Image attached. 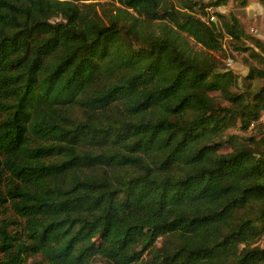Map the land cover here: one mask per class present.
<instances>
[{
	"label": "trees",
	"instance_id": "trees-1",
	"mask_svg": "<svg viewBox=\"0 0 264 264\" xmlns=\"http://www.w3.org/2000/svg\"><path fill=\"white\" fill-rule=\"evenodd\" d=\"M116 1L0 0V264H264V132L220 142L264 110L212 54L240 19Z\"/></svg>",
	"mask_w": 264,
	"mask_h": 264
},
{
	"label": "rangeland",
	"instance_id": "rangeland-1",
	"mask_svg": "<svg viewBox=\"0 0 264 264\" xmlns=\"http://www.w3.org/2000/svg\"><path fill=\"white\" fill-rule=\"evenodd\" d=\"M108 3L104 4L109 10H113L116 6L121 5L116 0H106ZM175 3L178 0H173ZM208 0H204L207 2ZM114 11V10H113ZM198 17L205 20L219 21L217 13H224L226 15L235 14L240 19L242 26L244 27L246 33L249 37L245 38L240 45L237 47L232 38L226 35L223 42V49L220 51H212V54L219 61V71H232L236 74V84L233 86L232 90L236 93H250V100H252L253 95L259 90H264V76L257 77L254 79L247 78L250 73L251 67H257L264 70V57H256L251 53V49L255 51H260L257 47L255 40L258 39L264 43V2L263 0H228L225 5L219 7L211 6L204 10H201L199 6H196L193 10ZM142 17V16H141ZM164 21V20H163ZM158 25H155L157 27ZM189 41V45L197 50H205L204 47L193 40L192 37L185 33L180 32ZM255 39V40H254ZM243 46L245 48H243ZM210 95L215 98V100L224 106H232L229 101L224 99L219 91H212ZM76 116H81L79 110L76 111ZM242 121L237 117L236 124L231 125L223 134L220 142L222 143L230 137L237 138L244 143H248L251 137L256 139L260 138L264 132V110H262L260 117L257 120H252L247 128L241 127ZM231 145L228 142L222 143L221 151H230ZM5 218L13 217L16 215L7 208L2 214ZM162 238H159L157 245H161ZM257 244L264 245V238L259 240ZM43 257L41 255L30 256L26 261V264H32L37 261H42ZM95 264H103L98 258L95 260Z\"/></svg>",
	"mask_w": 264,
	"mask_h": 264
}]
</instances>
